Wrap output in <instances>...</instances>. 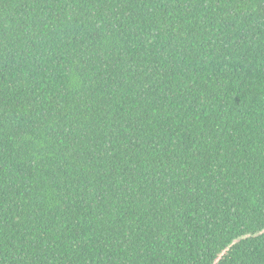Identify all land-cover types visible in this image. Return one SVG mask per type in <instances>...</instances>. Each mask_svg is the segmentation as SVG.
Segmentation results:
<instances>
[{
    "label": "trees",
    "instance_id": "obj_1",
    "mask_svg": "<svg viewBox=\"0 0 264 264\" xmlns=\"http://www.w3.org/2000/svg\"><path fill=\"white\" fill-rule=\"evenodd\" d=\"M0 264H264V0H0Z\"/></svg>",
    "mask_w": 264,
    "mask_h": 264
}]
</instances>
